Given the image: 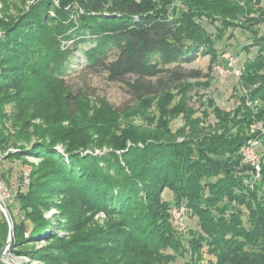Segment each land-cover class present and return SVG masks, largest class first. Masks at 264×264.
Listing matches in <instances>:
<instances>
[{
	"label": "trees",
	"instance_id": "obj_1",
	"mask_svg": "<svg viewBox=\"0 0 264 264\" xmlns=\"http://www.w3.org/2000/svg\"><path fill=\"white\" fill-rule=\"evenodd\" d=\"M58 3L39 0L13 22L0 18L6 35L0 42L7 46L3 66L22 69L17 75L10 70L0 74V103L6 95L9 102L14 101V111L0 118V143L10 141L3 140L6 131L18 130L3 160L27 164L23 156L36 154L31 149L47 147L37 157L49 160L55 175L60 173L64 178L60 183L50 179L35 185L37 168L31 164L28 181L24 174L20 176L21 184L14 193L17 203L3 199L13 220L15 243L51 236L59 240V260L65 264H264V149L263 179L254 190L244 184L253 168L243 161L241 153L250 137L248 127L257 120L264 122V35L260 33L264 0ZM75 13L89 27V34L71 31L78 22L72 18ZM205 20L216 27L215 33L208 31ZM237 30L252 40L245 50L257 48L253 57L242 62L241 102L233 109H224L208 97L199 99L195 108L190 105V93L199 83L184 79L200 78L202 72H182L167 65L192 62L200 53L210 55L214 62L219 58L217 41L227 32L234 37ZM9 34L22 36L17 48H10ZM87 41L93 45L84 52L83 69L124 84L134 102H143L135 111L156 126L149 131L150 141L136 138L135 128H124L118 135L114 129L117 123L112 121L108 125L111 130L99 131L103 139L65 125L57 137L48 133L47 127L40 133V124H34L37 138L26 146L19 145L17 139L27 135V124L43 111L38 104L45 96H55L59 85L66 86L64 105L69 121L80 112L81 99L88 94L71 89L63 75L75 50ZM174 90L176 96L183 95L177 102L171 98ZM156 99L158 117L147 115L143 106L154 105ZM180 117L183 124L173 129L171 123ZM261 138L264 147V134ZM129 139L137 140V145L127 146ZM88 149L92 152H85ZM95 149L108 150L96 154ZM85 153L87 158L82 157ZM65 158L73 160L75 168L69 169ZM74 170L79 180L67 183L66 177L76 176ZM0 178L10 184L9 170L1 164ZM45 183V188L59 186L70 194L66 200V214L73 227L70 237H62L56 227L54 233L49 232L52 223L43 216L37 200ZM168 192H172V200L166 199ZM176 208L185 210L186 231L174 219ZM14 210L19 212L18 219ZM100 212L106 216L103 223L94 221ZM0 233L3 240L10 233L1 208Z\"/></svg>",
	"mask_w": 264,
	"mask_h": 264
},
{
	"label": "rangeland",
	"instance_id": "obj_2",
	"mask_svg": "<svg viewBox=\"0 0 264 264\" xmlns=\"http://www.w3.org/2000/svg\"><path fill=\"white\" fill-rule=\"evenodd\" d=\"M54 1L55 4H59L58 0ZM48 3H50V1H48ZM35 4L38 5L39 0H0V18H8L10 19V22H13L16 19L20 18L19 16L21 15V12L25 11L27 8L31 10ZM47 9H51L49 7V4ZM51 13L53 15L55 14L53 10L51 11ZM51 13L49 11V14ZM47 18H45L46 21ZM72 18L75 20V22H78H76L77 24L71 29V31L84 32V34H89V27L84 26L82 24L83 21L80 20V17L76 13L74 14V16H72ZM204 24L208 31L214 33L216 32V27L209 24L206 20ZM260 33L264 35V24L261 25ZM229 36L230 32H227L226 36L221 41H217L216 49L219 53V58L214 62L211 60L210 55L200 53L197 59L192 62H185L180 64L179 66L176 63L167 65L172 68H176L182 72H188L193 70H200L202 72L203 76L200 78L194 79L189 77L187 79H184L188 80V82L192 84H195L194 82H197V84L199 83V87H193L192 92L190 93L193 97L190 102V105H194L195 108L199 107V99H204L205 101V98L208 97L214 98L218 105H220L224 109H233L237 104L241 102L242 87L240 84V77L232 74L224 76L218 73L215 68V65L217 61L224 62L225 58L229 54L232 56H239L240 63H242L243 61L245 62L248 58L253 57L257 53V48L252 47L249 51L245 50L247 44L252 41L251 38H249L248 34L242 35L237 30L234 37L230 38ZM21 37L22 36L18 37L17 35L9 34L8 40L9 42H11V49L17 48V44L23 40V38ZM0 39H6V35L1 27ZM1 43L2 42H0V74H4V72H7L9 70L15 75H17V73H21L20 70L22 69L18 66H8L9 68L3 66L6 60L4 55H6L5 48L7 46ZM92 45L93 43L91 41H87L80 44V46L75 50L73 54L74 57L73 60H71L70 66L66 68V73L63 75L64 80L71 89H73L75 92L80 91L84 93L86 92L88 94L87 96H84L81 99L82 103L80 105V112L72 119V121H69L64 105L65 96L67 94V90L64 89L66 88V86L64 85V83L62 85H59V87L57 88L58 92L55 96H45V100L43 102H40L39 104L37 103L38 105H40V107L43 108V111H39L38 119L31 121L27 124L24 131L27 135L25 136L23 134L20 138L17 139L19 145L26 146L27 143L31 141V139L35 140L37 138V136L35 135V131L37 132L38 130L34 124H40V133H43L41 131L47 127L46 131L48 133L57 134V137H60V135L63 134L64 128H62L61 125H65L66 127L70 126L73 129L77 127L82 128L88 134H92L95 138L103 139L104 135L100 132L105 131L107 128L111 130L108 125L112 121H116L117 123H115L116 128L114 129L115 131H117L118 135H121L120 133L124 128L129 127L128 129H130V131L135 128L132 131H135L133 135H135L136 138L138 136H141L143 138L146 137V139H149L148 141H150L149 131H151V129H155L156 126L151 122H148V117L145 118L143 116V113L140 114L138 111H135L136 106L138 104L143 105V102H134L135 98L127 91L126 86L124 84L109 81L103 73H86L84 70L85 68L83 69L86 63L84 52ZM52 84L53 83H51L50 85ZM4 93H6V90ZM173 93L174 94L171 95V98L175 102H177L180 98L183 97V95L180 94L176 96L175 90ZM2 97L3 93H0V98L2 99ZM157 99L154 105L151 104V106L148 107L149 105H147L146 103V105L143 106V108L146 109L147 115H157L158 117L159 110L155 108L158 101ZM9 100L10 97L6 95V97H4L0 103V118L2 117V119L7 118L5 116L10 115V112L14 111V101L9 102ZM42 103L48 104L42 105ZM108 105L111 106L112 109H110ZM128 106H134V108L123 111V109ZM117 108L122 109L120 110L121 112L113 114V112H115ZM210 120L214 121V117H210ZM7 121L8 124L11 126V117H9ZM182 124L183 119L181 117L171 123L173 129H177ZM0 129H2L1 125ZM247 130L248 134L250 135L249 140L256 139L258 141L260 139L258 141L259 144L257 145V148L259 156L261 158L264 149L261 138V135L264 134V122L261 120L254 121L248 127ZM95 132L97 134H95ZM5 134L6 136L5 138H3V140L9 139L10 141L6 143H0V164L2 167L9 170L10 184L6 185L3 181H1L2 179L0 178V197L2 199H8V203L11 202L14 204L16 202V200L14 199V193L21 184L20 176L24 174L27 182V175L30 169L32 168L31 165L34 167V169L37 168L34 174L35 185H40V183H42L43 181L46 182L50 179H54L55 182L60 183L62 179H64L62 177V174L56 173L55 175V173L51 170L52 166L49 160L48 162L44 158L37 157V155L43 153L44 149H46L47 147H42L41 149L37 150L31 149L30 151L36 153L34 156H23V159L29 164L21 163L18 161L13 162L10 159L3 160L4 157L8 155L10 148H12L10 145H12V141L14 142L16 140L18 130L13 129L11 132L6 131ZM257 135H259L260 137H257ZM179 140L182 139L179 138ZM249 140L246 143H248ZM128 142L129 143L127 144V146L137 145V140L136 142H133L131 139H129ZM61 146L62 145H60V147ZM104 147L107 148L106 145ZM107 150L108 149H104V151H101L100 149H95L94 153L103 154ZM85 152L90 153L92 152V150L88 149ZM86 154L87 153L83 154L82 157L87 158L88 155ZM61 155L63 154H59L57 156L61 157ZM64 161L68 164L67 167L69 169L75 168L73 167V160L65 158ZM73 174L76 175L75 170ZM262 179L263 171L260 175H256L251 171L250 174H248V177L244 179V184L249 189L254 190L256 185L261 182ZM70 180H76L77 182V180H79V177L76 175L72 176V178H65V181L67 183H70ZM22 187L23 189H25L26 185ZM45 187L46 183L40 187L41 193L40 195H38L37 200L41 203L39 207L43 216L50 223H52V226L49 227V232H52L53 230L54 233L53 227H56L62 237L66 235H69L70 237L73 227L70 225L71 222L69 221L68 214H66V200L68 199L70 194H67L66 189L60 188L59 186H57L58 188H54V186H50L48 188ZM171 193L172 192L166 193V199H173V195ZM14 211H16L15 214L18 219L19 212L17 210ZM105 217L106 216L103 212L97 213L94 216V221L103 223ZM176 223L178 224L181 230H187L188 226H186V222L185 224L179 222ZM187 235L188 234H185V236ZM15 237L16 235L14 230V235L10 242L9 235H7V238L5 240L0 238V262L2 261L5 264H14L13 261H15L17 264H65V261L59 260V245L56 244L59 243L58 239L51 238V236H34L32 238L23 240V242H21L22 244H19L17 242L16 244ZM10 259H13V261H11ZM202 263L206 264V261H202Z\"/></svg>",
	"mask_w": 264,
	"mask_h": 264
},
{
	"label": "built area",
	"instance_id": "obj_3",
	"mask_svg": "<svg viewBox=\"0 0 264 264\" xmlns=\"http://www.w3.org/2000/svg\"><path fill=\"white\" fill-rule=\"evenodd\" d=\"M218 73L226 76L228 74L236 75L240 77L244 71V64L240 63V58L237 56L227 55L224 62H217L215 65ZM259 142L256 139H250L248 143H245L241 148L243 161L249 164L253 168V173L260 175L262 172L261 158L258 153L257 145ZM184 208H176L173 210L174 219L183 223Z\"/></svg>",
	"mask_w": 264,
	"mask_h": 264
},
{
	"label": "water",
	"instance_id": "obj_4",
	"mask_svg": "<svg viewBox=\"0 0 264 264\" xmlns=\"http://www.w3.org/2000/svg\"><path fill=\"white\" fill-rule=\"evenodd\" d=\"M0 208L4 212L6 218L9 222V225H10V233H9V242H10L13 238V235H14L13 220H12L9 209L6 207L5 202L3 201V199L1 197H0ZM10 260L13 261V259H10ZM13 263L17 264L15 261H13Z\"/></svg>",
	"mask_w": 264,
	"mask_h": 264
}]
</instances>
